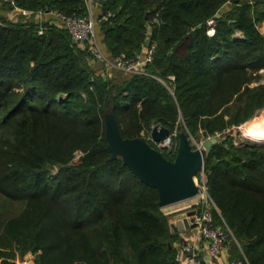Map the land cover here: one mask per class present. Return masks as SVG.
<instances>
[{
	"label": "trees",
	"instance_id": "trees-1",
	"mask_svg": "<svg viewBox=\"0 0 264 264\" xmlns=\"http://www.w3.org/2000/svg\"><path fill=\"white\" fill-rule=\"evenodd\" d=\"M227 2L231 6L223 10ZM16 3L33 11L88 13L86 0ZM99 7L112 12L98 25L109 58L137 56L148 38L156 43L144 73L121 79L101 73L91 60L102 61L63 25L10 20L6 13L13 7L0 6V144L8 165L1 190L15 198L58 200L79 237L88 224L103 220L107 228L132 234L130 253L113 243L114 260L103 261L80 245L73 264H175L179 233L171 231L158 189L141 181L121 156L112 157L105 113L112 109L122 136L130 138L155 124L207 138L249 120L264 108V83L250 86L247 70L264 66V34L257 24L264 19V0H105ZM157 13L159 21L151 25ZM237 29L243 38L235 36ZM174 152L165 156L174 160ZM205 170L215 224L232 231L231 261L264 264V145L218 141ZM100 177L103 197L95 191ZM108 202L115 205L109 214L103 209ZM44 228L40 214L31 216L24 232L15 234L17 248L33 253L31 264H67L47 251ZM15 255L0 247V264H16Z\"/></svg>",
	"mask_w": 264,
	"mask_h": 264
},
{
	"label": "rangeland",
	"instance_id": "rangeland-1",
	"mask_svg": "<svg viewBox=\"0 0 264 264\" xmlns=\"http://www.w3.org/2000/svg\"><path fill=\"white\" fill-rule=\"evenodd\" d=\"M231 6V2H227L224 5L223 10L228 9ZM2 13V12H1ZM10 20H19L20 18H25L26 20H36L35 17H27L24 13L15 11L12 13H6ZM5 15V14H3ZM39 21H50L52 19H38ZM258 28L264 34V19L258 21ZM211 30H213L211 28ZM102 35V27H97L96 41L99 46L106 53H109L107 45L104 39L100 38ZM236 37L243 38L244 32L241 29H237L235 33ZM80 47L90 48L93 46L92 42L78 43ZM92 65L101 73H107L109 76L115 79H121L123 76L128 75L129 73L123 70H120L115 67L109 66L108 63L102 61L100 65L91 60ZM248 74L253 77L250 83V86H255L259 83H264V66L252 70L251 68L247 69ZM165 83V82H164ZM110 109L107 112H112ZM114 113V111H113ZM116 117V116H115ZM117 119V118H116ZM264 108H260L256 113L247 121L243 122L240 125H232L222 132H218L216 136L218 141H223L227 138H231L237 145L254 142L264 145V139H259L255 137V134L258 129L264 128ZM105 125L107 123L105 121ZM156 125V124H155ZM161 125V124H160ZM115 135L112 137V148L113 152L117 153L115 147ZM203 135L193 136L183 129H176L172 131L171 135L164 142L155 141L151 136V131L144 135L140 140L143 144L150 150L161 153L165 156V153L174 154L175 150H179L181 147H187L191 151H197L198 149L205 148L203 145V140H207ZM178 141V148H176V142ZM112 153V152H111ZM81 155L80 151L76 152L75 160ZM5 150L0 144V183H2L4 174L3 167L8 166L5 162ZM121 156V155H119ZM122 157V156H121ZM170 157V156H169ZM207 157V156H206ZM206 161V158H205ZM52 173L58 171V166L52 164L50 166ZM193 182L197 186H201L204 180H208L206 170L199 172L196 176L193 177ZM6 183V182H5ZM7 184H0V247H5L7 250H12V253L15 255L16 262H23L27 259V255L33 253L31 251L22 254L21 251L16 246L15 234H22L26 229L28 222L34 214H40L45 223V228L41 236V240L46 245L47 251L54 255L56 261L62 263L66 262L67 264L72 262L77 257V254L80 249V245L85 246V253L97 254L99 257L103 258V261H113L114 254L113 243L116 245L117 249L124 250L130 253L133 250L132 240L130 239L132 234L128 231L120 229H111L107 228V222L103 220V225L101 222H94L93 224H88L85 227L83 236L79 237L78 233L81 231L79 228H75L74 223L70 221V213L65 211L62 208L61 203L58 200H53L48 197H21L15 198L8 196L1 189ZM103 178L100 177L95 183V191L98 195L103 197ZM201 198V194L197 195L194 198L183 200L174 204H171L166 207H162L164 212L168 215L170 223L180 215L188 210L197 209L196 202ZM213 199V198H212ZM209 204L214 205L209 201ZM111 202H108L107 205L103 208L104 211L111 213L115 205ZM113 207V208H112ZM103 228V230H102ZM103 232V233H102ZM230 237L228 243L230 242ZM179 241V238L177 239ZM231 245V244H230ZM85 259L84 255H79ZM66 259V260H65ZM77 260L74 261V264H78Z\"/></svg>",
	"mask_w": 264,
	"mask_h": 264
},
{
	"label": "water",
	"instance_id": "water-1",
	"mask_svg": "<svg viewBox=\"0 0 264 264\" xmlns=\"http://www.w3.org/2000/svg\"><path fill=\"white\" fill-rule=\"evenodd\" d=\"M101 4L105 0H100ZM150 38L146 45H150ZM106 137L112 157L122 156L124 162L144 183L158 189L161 207L194 198L199 193V186L193 182L205 165L207 153L211 151L214 143L218 142L216 135L204 142V147L197 151H191L187 147L179 148L174 160L168 159L161 153L148 149L140 140L141 137H123L118 121L112 112L105 113ZM169 127L156 124L151 130V136L155 141L164 142L171 135ZM115 135V147L117 153L113 152L112 137ZM200 208L189 210L180 214L175 221L170 223L171 231L180 233L194 225L195 215L200 217ZM32 255H27L31 259Z\"/></svg>",
	"mask_w": 264,
	"mask_h": 264
},
{
	"label": "built area",
	"instance_id": "built-area-1",
	"mask_svg": "<svg viewBox=\"0 0 264 264\" xmlns=\"http://www.w3.org/2000/svg\"><path fill=\"white\" fill-rule=\"evenodd\" d=\"M88 5V13L81 14H69L64 12L61 9H52V10H44L40 9L38 11L27 10L19 7L16 3V0H0V5L7 4L13 7V12L19 11L26 14L35 15L38 19H47V15H50V19L52 21H56L59 24L66 27L73 39L76 43H84L86 41L92 42L93 46L90 47V51L92 56L99 61H103L109 64L111 67H115L126 71L128 73L138 72L144 73L145 66L148 62H151L154 58V52L156 48V43H151L150 45H146L143 52L138 54L137 56L129 57L126 53H122L113 58H109L107 53L102 50L96 41L97 27L100 23H102L105 19L112 15V12L103 13L102 11H97V8L101 4L100 0H86ZM159 21V14L157 13L150 24L153 25ZM214 20H211L210 23H213ZM44 22V21H43ZM150 25V30L152 26ZM44 25H41L39 33L44 32ZM213 30H210V33H214ZM214 136V135H213ZM212 136H208L207 138H211ZM168 139V138H167ZM166 139V140H167ZM205 140H203L204 145ZM201 171H205V165L201 169ZM200 171V172H201ZM201 194V198L198 202H196L197 208L202 210V214L200 217L195 215L194 225L198 228L199 233L207 239H210L209 250L212 254H220L224 251L230 234L232 233L229 227H224L222 225H216L212 213V207L209 204V201L215 205L214 200L212 199L209 190L207 181L204 180L202 185L199 186V193ZM183 253L190 262V264H203V259L199 255L197 249L195 248L194 243L191 240H184L180 251L176 253V263L182 264L183 257L181 255ZM31 264L30 259H25L23 264ZM234 261H231V264H234Z\"/></svg>",
	"mask_w": 264,
	"mask_h": 264
},
{
	"label": "crops",
	"instance_id": "crops-1",
	"mask_svg": "<svg viewBox=\"0 0 264 264\" xmlns=\"http://www.w3.org/2000/svg\"><path fill=\"white\" fill-rule=\"evenodd\" d=\"M1 6V5H0ZM100 7L97 8L99 12ZM27 17H33L32 14H26ZM47 18H51L50 15H47ZM100 38L103 39V35H100ZM97 64H100L99 62ZM198 209V208H197ZM189 211V210H188ZM175 221V220H174ZM184 240H191L195 248L197 249L199 255L203 259V264H231V245L228 243L224 251L220 254H212L209 250L210 239L204 238L198 231L196 226H192L186 229L183 232L179 233V241H176L175 246L177 251H180L182 243ZM183 257L182 264H190L186 259L185 255L181 253ZM1 261V258H0ZM16 264H22L21 262H16Z\"/></svg>",
	"mask_w": 264,
	"mask_h": 264
},
{
	"label": "bare ground",
	"instance_id": "bare-ground-1",
	"mask_svg": "<svg viewBox=\"0 0 264 264\" xmlns=\"http://www.w3.org/2000/svg\"><path fill=\"white\" fill-rule=\"evenodd\" d=\"M255 137L259 139H264V128L258 129L255 134Z\"/></svg>",
	"mask_w": 264,
	"mask_h": 264
}]
</instances>
